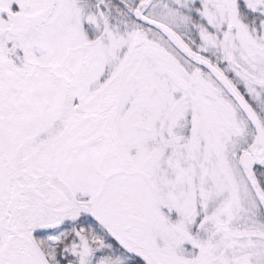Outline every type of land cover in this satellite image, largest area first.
<instances>
[{
  "label": "snow or ice",
  "instance_id": "6c2138e0",
  "mask_svg": "<svg viewBox=\"0 0 264 264\" xmlns=\"http://www.w3.org/2000/svg\"><path fill=\"white\" fill-rule=\"evenodd\" d=\"M0 264H264V0H0Z\"/></svg>",
  "mask_w": 264,
  "mask_h": 264
}]
</instances>
